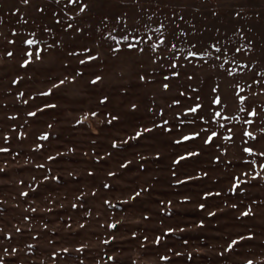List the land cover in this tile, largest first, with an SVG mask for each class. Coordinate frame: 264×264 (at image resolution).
I'll return each mask as SVG.
<instances>
[{
    "label": "rangeland",
    "instance_id": "obj_1",
    "mask_svg": "<svg viewBox=\"0 0 264 264\" xmlns=\"http://www.w3.org/2000/svg\"><path fill=\"white\" fill-rule=\"evenodd\" d=\"M0 149V264H264V0H0Z\"/></svg>",
    "mask_w": 264,
    "mask_h": 264
},
{
    "label": "snow or ice",
    "instance_id": "obj_2",
    "mask_svg": "<svg viewBox=\"0 0 264 264\" xmlns=\"http://www.w3.org/2000/svg\"><path fill=\"white\" fill-rule=\"evenodd\" d=\"M83 10H84V9L82 8L81 11H83ZM27 43H28V44H32V43H34V41L29 40V41H27ZM128 47H129V48H134L135 45L129 44ZM218 51H219V50H218ZM237 51H239V49H237ZM9 55H11V53H9ZM29 55H31V53H29ZM188 55H189V56H195V55H197V53H196V52H192V51H190V52L188 53ZM88 59H89V60H93V59H95V57H91V56H89ZM29 62H30V61L25 60L24 63H25V65H27ZM81 63H84V61L82 60ZM99 79H100V77H96V80H94V81H92V82H93V83H96V81H98ZM63 83H64V81H60V84H63ZM54 87H58V85H55ZM165 87L167 88L168 86L165 85ZM48 94H50V93H44V95H48ZM240 99L243 100L244 97L241 96ZM215 103L218 104V105L221 104V103H222V99L218 97V98L216 99ZM50 107H54V105H52V106H50ZM133 107H135V106H133ZM199 107H200V105H196L195 107L190 108L189 111H190V112H196L197 109H198ZM29 115L35 116V113H29ZM93 115H94V114H93ZM220 115H221V114H220L219 112L216 113V116H220ZM251 115H255V112H252ZM113 119H116V118L113 117ZM247 122H248V123H251V121H247ZM165 123H167V122H165ZM143 131H151V130H150V129H144ZM141 135H142V132H137V133H136V136L133 137V138H139ZM196 135H199V134L197 133ZM216 135H217V133L213 132V133H212V136L208 137V140H206L205 143L210 142V141L212 140V137H214V136H216ZM245 135H248V136L252 137L253 139H255V137L253 136V134L250 133V132H246ZM43 138H46V137H43ZM183 139H184V140H190V139H193V137L185 136V137H183ZM176 143H180V141H176ZM0 151H8V150H7V149H0ZM244 151H246V152H248V153H250V154L253 152L252 148H245ZM195 155H198V153H192V152H189V153L187 154V156H189V157H190V156H195ZM259 155L262 156V157H264V152L259 153ZM186 158H187V157H183V156H182V157L179 158V160L175 161V163L179 164L180 161H182V160H184V159H186ZM50 159H52V158L50 157ZM252 163L254 164L255 161H252ZM260 167H261V168H264V164H261ZM0 171H2V169H0ZM110 175H111V173H110ZM174 175H175V173H174ZM257 175H258V174H257ZM180 183H183V182L181 181ZM240 183H243V182L240 181V182L234 184V185H233V188H234V189L238 188ZM23 195H27V193H24ZM136 195L138 196L139 193H137ZM205 195L207 196V195H209V194L206 193ZM215 195H219V193H216ZM234 207H235V206H234ZM200 208L203 209V208H204V205L201 204V205H200ZM248 214H249L248 212L243 213V215H245V216L248 215ZM209 215H215V214H214V213H209ZM110 227L115 228L116 225L113 224V225H111ZM169 231H172V230L170 229ZM248 238L250 239L251 237H248ZM159 239H160V238H157V243H159ZM240 239L243 240V239H245V237H240ZM237 243H238L237 240H233L232 243L229 244V246H228L229 249H231V248L233 247V245H236ZM109 259H114V258L109 257ZM161 259H167V258H166V257H162ZM248 264H252V262L249 261Z\"/></svg>",
    "mask_w": 264,
    "mask_h": 264
}]
</instances>
